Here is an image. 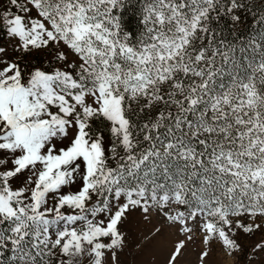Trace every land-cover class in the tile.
Masks as SVG:
<instances>
[{
  "label": "snow or ice",
  "instance_id": "1",
  "mask_svg": "<svg viewBox=\"0 0 264 264\" xmlns=\"http://www.w3.org/2000/svg\"><path fill=\"white\" fill-rule=\"evenodd\" d=\"M259 3L8 0L0 264H121L137 210L179 226L167 264L197 233L226 258L244 251L237 236L264 230ZM38 52L47 67L25 63ZM246 256L264 260V240Z\"/></svg>",
  "mask_w": 264,
  "mask_h": 264
},
{
  "label": "rangeland",
  "instance_id": "2",
  "mask_svg": "<svg viewBox=\"0 0 264 264\" xmlns=\"http://www.w3.org/2000/svg\"><path fill=\"white\" fill-rule=\"evenodd\" d=\"M8 7V0H0V11ZM4 40L3 34H0V42ZM46 61L47 57L42 53H35L34 58L28 57L25 63L33 60ZM159 227L161 232L155 233L154 228ZM178 227H169L163 217H153L151 224L143 222L139 210L133 212L127 222L122 226L128 233L129 243L124 253L120 256L121 264H167L173 245L184 240L185 237L178 232ZM147 237V239H145ZM238 242L244 249L234 259L226 258L218 242L210 246L204 245L202 237L197 233L192 241L186 242V247L177 260V264H200L199 255L206 247H210L211 259L205 261V264H250L246 253L254 245L264 240V230H258L252 235L240 233L237 236ZM259 264H264V260L257 257Z\"/></svg>",
  "mask_w": 264,
  "mask_h": 264
},
{
  "label": "trees",
  "instance_id": "3",
  "mask_svg": "<svg viewBox=\"0 0 264 264\" xmlns=\"http://www.w3.org/2000/svg\"><path fill=\"white\" fill-rule=\"evenodd\" d=\"M131 3L133 5H135L136 4V0H131ZM257 7L258 8L261 7V5L259 3V0H257ZM133 12H134V8L127 9V15L124 16V20H125V22H127V21H129L131 19L132 23H131L130 27L135 29L136 25H135V20L133 18ZM250 24H251V19L248 18V19L245 20V23L241 25L240 32H241L242 35H247L249 32L252 31V29L250 27H248V25H250ZM222 27L225 29V35H230V32H231L230 26L228 24H225V25H222ZM46 61H42L40 59V60H37V61L33 60L30 63L33 64V65H36V66H45V67H47Z\"/></svg>",
  "mask_w": 264,
  "mask_h": 264
}]
</instances>
